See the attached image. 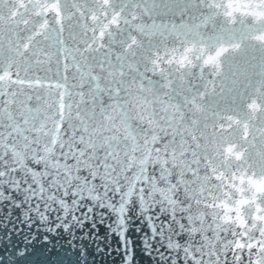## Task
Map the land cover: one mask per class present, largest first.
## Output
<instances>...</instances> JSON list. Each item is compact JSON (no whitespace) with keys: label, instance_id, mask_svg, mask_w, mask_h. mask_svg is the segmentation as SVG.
<instances>
[{"label":"snow or ice","instance_id":"1","mask_svg":"<svg viewBox=\"0 0 264 264\" xmlns=\"http://www.w3.org/2000/svg\"><path fill=\"white\" fill-rule=\"evenodd\" d=\"M22 6L27 15L0 33V120L21 138L24 152L37 164L51 163L57 146L67 145L64 163L55 166L77 173L80 165L92 167L101 152L105 168L109 161L141 172L158 166L165 180L175 170L171 189L187 201L180 228L199 237L195 247L183 248L185 264H264V79L246 98L241 95L239 108L235 97L233 106L225 97L222 110L206 111L199 103L216 93L224 58L239 56L243 48V42L210 48V39H221L212 33L250 31L264 46V0H199L180 13L199 8V16L179 25L146 22L152 13L136 0H22ZM89 57L98 63L90 64ZM138 59L146 73L164 81L165 92L155 91ZM53 64L54 76L40 75ZM125 69L140 79L126 81ZM69 70L77 81L71 86ZM173 74L181 84L197 75L204 80L202 91L185 97L190 121L168 95ZM104 94L111 103L97 106ZM42 140L38 155L33 145ZM13 154L25 166L24 153ZM28 171L38 178L37 170ZM22 219L30 231L13 243L16 264H87L84 258L93 254L89 244L99 231L97 221L92 208L80 211L75 199L46 203L43 210L37 204ZM107 227L111 233L113 223ZM114 234L127 242L118 229ZM185 238L169 247L179 249Z\"/></svg>","mask_w":264,"mask_h":264},{"label":"water","instance_id":"2","mask_svg":"<svg viewBox=\"0 0 264 264\" xmlns=\"http://www.w3.org/2000/svg\"><path fill=\"white\" fill-rule=\"evenodd\" d=\"M26 2L27 0H23V3ZM136 2L146 6L152 13L151 19L145 17L148 23L155 21L157 24L179 25L182 19L189 21L191 17H198L202 11L189 7L186 16L180 15L183 8L193 3L198 4L199 0ZM26 15L22 0H0V33H3L5 28L14 26L17 20H22ZM191 22L195 23L194 20ZM208 32L211 33L212 30L208 29ZM212 35H220L221 39H210V48L221 42L229 45L243 42V48L239 56L229 55L224 58V76L219 79L216 93L199 103L205 106L206 111L222 110L226 106L224 98H227L228 106H233L235 97L234 106L239 108L241 95L246 98L264 79V46L251 39L253 32L250 31H229L223 34L216 32ZM115 51H121L119 46H116ZM98 60V57H89L88 62L95 64ZM137 63L140 65V72L151 76L144 71L145 65L142 61L138 59ZM125 72L126 81L140 79L136 72H128L127 69ZM40 75L54 76L55 64L52 65L50 73L41 72ZM68 77L69 86L77 83L73 79L72 70H69ZM172 78L175 82L168 95L173 103H178L185 110L190 121L192 113L185 108V97L190 99L202 91L204 80L197 75L188 77V82L181 84L176 79V74H173ZM210 78L206 71L205 79ZM151 80L157 93L166 91L162 87L164 81L160 77L151 76ZM84 90L87 91V88ZM101 103L105 106L111 103L108 95L97 97L96 105ZM90 107V104L82 105L81 110ZM6 125L7 121L0 120V172L4 173L0 176V258L5 259L6 264H16L11 250L13 243L22 235L29 234L30 230L22 219L24 211L35 209L37 204L43 210L46 203L52 206L56 201L66 200L71 203L74 199L79 202L80 211L92 208L99 229L98 232L92 233L96 239L89 244L93 254L84 258L88 260L87 264H185L183 248L188 245L195 247L199 243V237H193L180 228L182 222L186 224V214L182 209L186 207L187 201L182 191L171 189V184L175 183L177 178L175 170L173 176L165 180L161 178L158 166L149 165L146 171L141 172L136 167L128 169L109 161L110 166L105 168L101 163V152L97 153L98 159L92 161V167L80 165L81 171L77 173L75 167L55 166L57 160L64 163L62 152H68L67 145L63 150L57 146L51 163L41 161L37 164L33 161L31 152H24L21 138L14 133L10 134L11 129ZM65 127L67 128V125ZM5 144L9 147H5ZM42 144L43 140L40 144L33 145L38 155H43ZM14 151L24 153L25 166H21L20 157L14 155ZM67 163H73L70 154ZM29 167L39 172L38 178H33L28 171ZM53 196L55 200H50L49 197ZM171 200L176 203H171ZM17 202L21 204L19 208L16 207ZM101 219L103 223H100ZM109 222L113 223L111 233L107 227ZM21 228L24 229L23 233L18 231ZM117 229L126 237V243L122 244V237L114 234ZM9 235L11 239L8 238ZM181 235L186 238L182 240L179 249L170 248L169 245H175ZM95 246L102 251L95 252Z\"/></svg>","mask_w":264,"mask_h":264}]
</instances>
